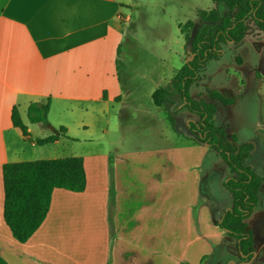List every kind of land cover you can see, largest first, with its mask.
Listing matches in <instances>:
<instances>
[{"label":"crops","instance_id":"0c3cea01","mask_svg":"<svg viewBox=\"0 0 264 264\" xmlns=\"http://www.w3.org/2000/svg\"><path fill=\"white\" fill-rule=\"evenodd\" d=\"M212 2L214 9L217 4ZM136 8L143 10L138 14L140 20L148 19L151 11L154 20H177L183 9L178 2L160 0H0V257L7 264H202L212 254L205 243L202 251L194 253L199 168L208 147L189 138V121L186 131L176 134L177 150L171 153L159 148L150 160L141 155L131 157L128 150L109 155L60 153L72 132L108 134L111 121H121L124 113L129 118L149 114L166 120L170 113L174 121L176 114L190 113L175 89L171 101L161 107L152 100L153 92L166 87L186 63L183 36L179 31L184 41L179 64L170 65L161 55L146 56L130 43L123 27L133 20L136 13L131 10ZM173 24L179 30L181 23ZM251 32L249 28L248 34ZM235 50L233 46L236 57ZM117 58L126 76L117 72ZM206 91L189 96L206 99ZM46 99L50 100L49 126L31 124L28 106ZM14 107L25 129L13 127ZM60 127L66 129L67 138L36 144L37 139L51 136ZM42 148L55 153L37 159V154H44L38 150ZM179 155L183 158L176 160ZM64 156L83 158L85 190L54 189L41 226L27 242H17L3 220L2 165ZM163 186L174 189L173 194L165 195ZM166 196L170 198L168 209L175 211V220L181 225L169 230L171 241L163 243ZM203 210L200 213L209 222ZM207 226L209 238L217 242L227 239L215 224ZM180 233L185 236L182 243L178 241Z\"/></svg>","mask_w":264,"mask_h":264},{"label":"rangeland","instance_id":"374dc122","mask_svg":"<svg viewBox=\"0 0 264 264\" xmlns=\"http://www.w3.org/2000/svg\"><path fill=\"white\" fill-rule=\"evenodd\" d=\"M146 1L154 2L156 0ZM160 1L162 3L178 2L183 7L182 12L178 13L177 20H154L152 16L154 11L150 12L151 15L148 19L140 20L139 15L143 10L136 8L131 10L136 13L133 20H129V25L125 24L123 27L128 32L126 34L127 38L130 37V43L135 45L138 51H142L148 57L161 55L170 65L177 64V62L179 64L183 58L182 45L184 41L173 22L184 24L193 21L195 26L191 33L193 35L199 26L197 11H210L213 8V2L212 0ZM171 9L174 10L173 5ZM247 24L252 32L245 36L243 43L235 50V55L241 59V64L235 62L233 46L231 44L223 45L221 56L206 65L200 81L197 86L193 85L190 88L189 94L195 95L200 91L204 93L208 89L219 92L225 98H232L234 103L231 105L216 103L214 124L227 126V131L234 134L239 143L250 141L255 145V150L248 162L253 166L254 172L263 179V187L258 195L256 209L246 220L253 235L254 256L248 263L242 264H264V31L258 30L251 19ZM119 71L121 77L126 76L122 62ZM125 114L122 115L121 121L118 119L111 121V132L108 134L96 130L78 132L77 134L72 132L68 138L70 141H63L67 143H63L65 147L62 148L61 155L73 153L86 155L90 152L109 155L112 152L128 150L131 151V157L141 155L142 158L150 160L156 153L154 151L159 148L160 150L162 148L171 150V153L177 150L176 134L186 131L187 121H195L194 115L183 111V113L176 114V127L173 129L168 120L159 118L158 115L156 118L149 114L129 118ZM188 132L190 133L189 129ZM38 150H44L42 152L44 154H37L35 156L37 159L49 157L50 152L55 153L51 149ZM176 158V160H180L183 157L179 155ZM199 176L198 199L193 217L194 253L198 254L202 251L201 248L205 243L209 245L212 254L205 257L202 264H238L235 256L230 255L231 251L234 252V240L222 238L220 242H217L207 235L211 231L207 225L215 224L217 226L224 212L232 207L231 195L224 186L229 177L227 165L209 147L203 157L202 166L199 168ZM110 186L113 193L112 183ZM173 192L174 189L163 186L165 195H172ZM112 193L109 201V220L112 216ZM163 200L165 201L163 206H167L166 210H162L164 243V241H171L169 237L173 234L169 230L180 226L181 222L179 219L175 220V211L168 209L170 198L166 196ZM201 209L208 213L209 222L205 221L203 214L200 213ZM114 235L111 227V238ZM183 235L182 233L178 235L179 242L185 240ZM196 235L200 236L199 240L195 239ZM188 239L191 240L192 237H187Z\"/></svg>","mask_w":264,"mask_h":264},{"label":"trees","instance_id":"16d2710c","mask_svg":"<svg viewBox=\"0 0 264 264\" xmlns=\"http://www.w3.org/2000/svg\"><path fill=\"white\" fill-rule=\"evenodd\" d=\"M217 7L200 10L197 14L199 26L195 33L193 21L179 24V31L185 41V55L192 59L186 62L166 87L156 89L152 94L155 106L161 107L171 101V91L177 90L183 106L198 117L188 122V129L194 141L206 144L227 165L229 177L224 183L232 198V207L226 210L217 226L228 239L236 240V249L241 259L253 254L254 244L246 220L258 204V195L263 187V179L257 175L247 160L255 150L253 142L238 143L236 136L227 131V126H216L213 117L216 102L224 105L234 103L215 90L206 91V99L192 98L188 90L197 83L206 65L217 60L222 54V46L232 43L237 49L249 32L251 19L258 30L264 31V0H213ZM119 50H117V56ZM235 61L241 64L236 56ZM121 66L117 58V72ZM50 100L34 102L28 106L27 118L31 124L49 126L47 114ZM168 121L174 128L175 121L168 114ZM13 127L25 129L17 109L11 111ZM66 136V129L60 127L45 138L37 139V145L53 143ZM3 179V220L12 237L25 243L43 223L49 210L51 194L56 188L81 193L86 187V176L82 157L43 159L36 161L12 162L2 165ZM0 264L7 262L0 257ZM185 264V263H181Z\"/></svg>","mask_w":264,"mask_h":264},{"label":"flooded vegetation","instance_id":"af4514ba","mask_svg":"<svg viewBox=\"0 0 264 264\" xmlns=\"http://www.w3.org/2000/svg\"><path fill=\"white\" fill-rule=\"evenodd\" d=\"M252 237H253V235H252ZM231 240H234V239H231ZM234 244H235L234 252L231 251L230 255L235 256V258L238 260V264L248 263L251 260L253 255H251V257H249V258L241 259L242 254L236 249V240H234Z\"/></svg>","mask_w":264,"mask_h":264},{"label":"water","instance_id":"95a60500","mask_svg":"<svg viewBox=\"0 0 264 264\" xmlns=\"http://www.w3.org/2000/svg\"><path fill=\"white\" fill-rule=\"evenodd\" d=\"M192 59V56H190L189 58L186 59V62L190 61ZM254 256V254H252ZM252 256V258H253Z\"/></svg>","mask_w":264,"mask_h":264}]
</instances>
